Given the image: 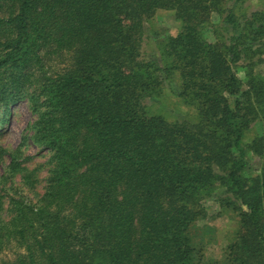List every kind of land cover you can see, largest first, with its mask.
Segmentation results:
<instances>
[{
  "label": "trees",
  "instance_id": "1",
  "mask_svg": "<svg viewBox=\"0 0 264 264\" xmlns=\"http://www.w3.org/2000/svg\"><path fill=\"white\" fill-rule=\"evenodd\" d=\"M241 1L0 0V121L25 100L29 139L50 152L36 201L0 192V254L14 249L0 264H264V135L243 142L264 119V76L251 72L264 21L258 12L239 20ZM222 4L224 36L209 41L204 25ZM160 9L180 28L156 61L141 42ZM173 72L195 122L144 107ZM249 153L261 160L254 174ZM20 154L0 145L7 176L26 170L32 157ZM215 186L239 218L219 260L190 234Z\"/></svg>",
  "mask_w": 264,
  "mask_h": 264
},
{
  "label": "rangeland",
  "instance_id": "2",
  "mask_svg": "<svg viewBox=\"0 0 264 264\" xmlns=\"http://www.w3.org/2000/svg\"><path fill=\"white\" fill-rule=\"evenodd\" d=\"M213 11L208 22L204 25L203 31L209 41L220 40L224 36L222 9ZM258 12L263 15L264 21V0H243L238 3L235 13L239 20L242 16H250ZM180 28V21L175 18L172 10H157L155 14L143 22V37L141 51L148 58L160 61L161 45L165 37L175 35ZM256 58V57H254ZM262 61H257L252 65L251 72L257 76H264V55ZM247 67L244 62L236 65V75L242 81L246 80ZM159 88L155 89L149 97L144 100L146 111L159 115L170 122H195L196 109L194 105L185 103L176 94L179 89V78L176 72L166 75ZM7 116L0 121V145L9 150L18 149L20 157L31 156L32 158L23 163L25 171L21 170L13 176H7L5 167L7 160L0 162V192L12 195L14 192L21 194L26 199L36 201L43 193L45 178L48 174L50 164L47 162L50 152L36 147L29 139V125L34 119L25 100L11 105ZM264 135V119L258 117L249 126L243 137L244 143H249L257 136ZM7 158V156H6ZM250 173H255L261 163L259 157L252 153L248 154ZM30 172L35 177L33 186L25 184L21 176ZM230 201H234L231 196L222 191V188L215 186L210 195L201 198L198 205L202 207L204 217L197 219L190 229L193 242L201 248V253L206 259H221L226 246L231 243L239 228L238 216L234 212ZM4 214V213H3ZM14 257V249H6L0 254V258L11 260Z\"/></svg>",
  "mask_w": 264,
  "mask_h": 264
}]
</instances>
